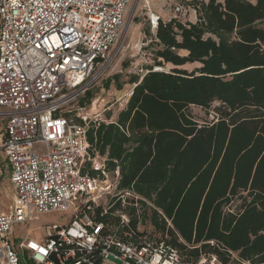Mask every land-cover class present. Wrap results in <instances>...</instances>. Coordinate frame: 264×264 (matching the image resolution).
Returning <instances> with one entry per match:
<instances>
[{
	"label": "trees",
	"instance_id": "16d2710c",
	"mask_svg": "<svg viewBox=\"0 0 264 264\" xmlns=\"http://www.w3.org/2000/svg\"><path fill=\"white\" fill-rule=\"evenodd\" d=\"M187 5L196 23L155 30V66L172 69L131 76L117 121L88 132L90 159L119 168L118 191L139 197L138 207L128 201V225L100 209L97 220L126 242L146 236L176 249L181 264H264V0ZM112 81L119 75L107 88ZM192 108L213 119L199 123ZM83 173L97 176L89 161Z\"/></svg>",
	"mask_w": 264,
	"mask_h": 264
},
{
	"label": "built area",
	"instance_id": "2783aa9c",
	"mask_svg": "<svg viewBox=\"0 0 264 264\" xmlns=\"http://www.w3.org/2000/svg\"><path fill=\"white\" fill-rule=\"evenodd\" d=\"M136 1L0 0V185L7 175L12 202L0 212V264L182 263L176 249L146 236L126 242L97 220L100 209L128 225V201L138 207L139 197L118 191L119 168L112 174L89 157L88 132L103 113L68 111L107 75ZM138 1L153 31L160 22L197 18L189 0ZM134 88L117 102L126 106ZM87 161L96 177L83 173ZM53 212L73 219L46 227L43 243L15 238L17 225Z\"/></svg>",
	"mask_w": 264,
	"mask_h": 264
},
{
	"label": "rangeland",
	"instance_id": "374dc122",
	"mask_svg": "<svg viewBox=\"0 0 264 264\" xmlns=\"http://www.w3.org/2000/svg\"><path fill=\"white\" fill-rule=\"evenodd\" d=\"M204 1L208 2L209 0ZM221 1L222 0H217V2ZM249 1L256 2V0ZM153 9L159 12L160 4L155 5ZM261 28L264 30V25L261 26ZM154 38L155 31H153L149 25L148 15L142 9V3L137 0L127 9L125 28L120 41L113 50V62L107 75L99 84L89 91L93 96L90 104H88V101L82 102L80 99L76 105L69 107L68 111H72V116L75 117L83 114L91 115L94 108H96L100 113H103L104 119L115 121L119 113L125 108V105H121L117 100L132 87L127 84L131 76L144 75L150 67H152L153 70L155 68H161L162 71L169 72L172 69L171 65H166L164 67L155 66L153 51L157 47L153 44ZM181 54L184 55V53ZM195 67L197 66L187 65L184 69L192 71ZM115 75H119V81H112L110 87L107 88V80L113 79ZM119 84H124L121 90L118 89ZM96 101H98L97 105L95 104ZM192 111L201 124L213 119L212 112L207 114L205 111L198 108H192ZM4 162V157L0 156V165ZM8 186L9 177L6 175L3 179V183L0 185V212L8 211L9 206L12 204L8 197ZM102 202L103 201H101V203ZM72 219V213L53 212L50 214H42L33 222L26 225H17L14 236L17 240L27 237L35 242L43 243L46 238V227L52 225H58L59 227L68 226ZM146 227L147 226H143L140 229L144 230ZM147 228L151 230L150 226ZM27 262L28 261L25 259L22 264H27ZM197 264L220 263L215 257H211L210 259L203 257Z\"/></svg>",
	"mask_w": 264,
	"mask_h": 264
},
{
	"label": "crops",
	"instance_id": "0c3cea01",
	"mask_svg": "<svg viewBox=\"0 0 264 264\" xmlns=\"http://www.w3.org/2000/svg\"><path fill=\"white\" fill-rule=\"evenodd\" d=\"M198 1H202V0H198ZM203 2H207V1H204L203 0ZM221 2H223V0L221 1ZM253 3H255V2H253ZM164 18H166V17H164ZM196 20H197V18H196V16H194V15H192L191 16V22L192 23H196ZM124 107H126V106H124ZM104 115L102 114V116H101V119H102V122H106V123H114V122H116L117 121V119H118V117H117V119L115 120V121H108L107 119H104V117H103ZM97 162H100V163H103L104 164V160L103 159H99V158H94ZM112 174H113V172H112ZM8 192H10L11 190L9 189V186H8Z\"/></svg>",
	"mask_w": 264,
	"mask_h": 264
},
{
	"label": "bare ground",
	"instance_id": "6f19581e",
	"mask_svg": "<svg viewBox=\"0 0 264 264\" xmlns=\"http://www.w3.org/2000/svg\"><path fill=\"white\" fill-rule=\"evenodd\" d=\"M95 104H98V101L95 102ZM93 106V105H92ZM98 110H96V108H94L93 113L97 112Z\"/></svg>",
	"mask_w": 264,
	"mask_h": 264
}]
</instances>
